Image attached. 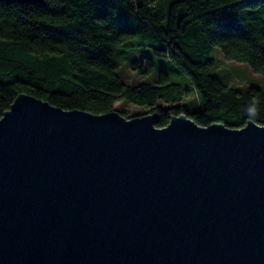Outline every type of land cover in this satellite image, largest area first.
I'll use <instances>...</instances> for the list:
<instances>
[{"label": "water", "instance_id": "water-1", "mask_svg": "<svg viewBox=\"0 0 264 264\" xmlns=\"http://www.w3.org/2000/svg\"><path fill=\"white\" fill-rule=\"evenodd\" d=\"M156 117L19 93L0 116V264H264V124Z\"/></svg>", "mask_w": 264, "mask_h": 264}, {"label": "trees", "instance_id": "trees-1", "mask_svg": "<svg viewBox=\"0 0 264 264\" xmlns=\"http://www.w3.org/2000/svg\"><path fill=\"white\" fill-rule=\"evenodd\" d=\"M215 50L264 75V0H0V116L27 93L92 113L122 98L156 112L158 127L180 113L200 125L264 124V85L229 83ZM149 56L168 59L186 83ZM122 61L146 77L126 81Z\"/></svg>", "mask_w": 264, "mask_h": 264}, {"label": "rangeland", "instance_id": "rangeland-1", "mask_svg": "<svg viewBox=\"0 0 264 264\" xmlns=\"http://www.w3.org/2000/svg\"><path fill=\"white\" fill-rule=\"evenodd\" d=\"M213 54L214 56L218 57V63L216 65L217 68H215V71H220V69L223 71H227L226 72L227 74L225 75L229 83L240 85L242 83L245 84L252 82L254 84H259L261 86L264 85V75L252 71L249 65L246 64L245 62L228 60L224 58L218 50H215ZM133 55L137 56L136 52H133ZM149 57L156 64L158 70L168 73L169 77L176 81H182L186 83L187 81L186 77L183 75V73L180 70L176 69L175 67L173 68V66L170 64L168 59L164 57L157 58L155 56H149ZM137 66H138V62L128 64L122 61L119 64L118 72L126 81L131 82V81L143 79L146 76L137 72ZM152 78L155 79V75H153ZM194 96H195V92L192 89H189L185 93L184 98L191 99ZM114 106L117 111H126L127 115L131 117L141 115L140 114L141 112L147 113L149 110L148 107L139 106L130 102H126L122 98L116 100Z\"/></svg>", "mask_w": 264, "mask_h": 264}]
</instances>
